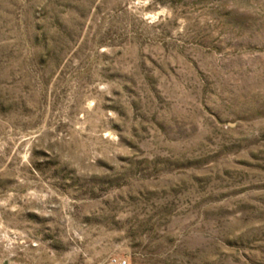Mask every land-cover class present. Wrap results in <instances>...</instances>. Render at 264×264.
I'll return each instance as SVG.
<instances>
[{"label":"rangeland","instance_id":"374dc122","mask_svg":"<svg viewBox=\"0 0 264 264\" xmlns=\"http://www.w3.org/2000/svg\"><path fill=\"white\" fill-rule=\"evenodd\" d=\"M264 264V0H0V262Z\"/></svg>","mask_w":264,"mask_h":264},{"label":"built area","instance_id":"2783aa9c","mask_svg":"<svg viewBox=\"0 0 264 264\" xmlns=\"http://www.w3.org/2000/svg\"><path fill=\"white\" fill-rule=\"evenodd\" d=\"M116 264H127V263H126V261H123V260H117Z\"/></svg>","mask_w":264,"mask_h":264},{"label":"water","instance_id":"95a60500","mask_svg":"<svg viewBox=\"0 0 264 264\" xmlns=\"http://www.w3.org/2000/svg\"><path fill=\"white\" fill-rule=\"evenodd\" d=\"M0 264H8V263L7 262H3V263L0 262Z\"/></svg>","mask_w":264,"mask_h":264}]
</instances>
